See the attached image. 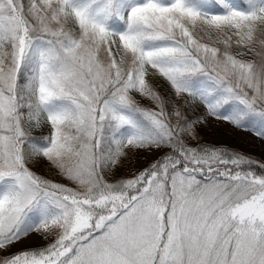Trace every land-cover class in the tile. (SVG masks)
<instances>
[{
  "label": "snow or ice",
  "instance_id": "1",
  "mask_svg": "<svg viewBox=\"0 0 264 264\" xmlns=\"http://www.w3.org/2000/svg\"><path fill=\"white\" fill-rule=\"evenodd\" d=\"M213 124L264 145V0H0V264H264Z\"/></svg>",
  "mask_w": 264,
  "mask_h": 264
},
{
  "label": "rangeland",
  "instance_id": "2",
  "mask_svg": "<svg viewBox=\"0 0 264 264\" xmlns=\"http://www.w3.org/2000/svg\"><path fill=\"white\" fill-rule=\"evenodd\" d=\"M200 137L203 141L210 142L216 145H225L242 150L251 155H255L264 161V145H262L258 138H256L251 132L235 131L230 126H223L213 124L211 127H202L199 129ZM147 157H142L145 159ZM133 157V161H135ZM44 165H40L42 167ZM36 168H34L35 170ZM127 168L122 172H126ZM47 174L46 170L42 168L41 173ZM40 174V173H39ZM50 178L56 179L58 182H64L60 177L50 176ZM32 244L38 245L42 241L34 239Z\"/></svg>",
  "mask_w": 264,
  "mask_h": 264
},
{
  "label": "trees",
  "instance_id": "3",
  "mask_svg": "<svg viewBox=\"0 0 264 264\" xmlns=\"http://www.w3.org/2000/svg\"><path fill=\"white\" fill-rule=\"evenodd\" d=\"M160 88H161L162 91H165V90H166V84H163V83H162V84L160 85ZM201 141H202V142H205V143H210V142L203 141L202 138H201ZM193 143H194V142H193ZM212 144H213V143H212ZM223 146H225V145H223ZM226 147H229V146H226ZM229 148L234 149V150H236V151H240V152L246 153V152H244V151H242V150H239V149H237V148H234V147H229ZM246 154L252 156L253 159L262 160V159H260L259 157L255 156V155H251V154H249V153H246ZM262 161H263V160H262ZM42 168H43L44 170H46L47 174H45V173H43V172L41 173ZM35 170L38 171L41 175H47V176L50 175V176H54V177H56L53 173L48 172V169H47V166H46V165H44V166H42V167L39 166V167L36 168ZM60 179H62V178H60Z\"/></svg>",
  "mask_w": 264,
  "mask_h": 264
}]
</instances>
